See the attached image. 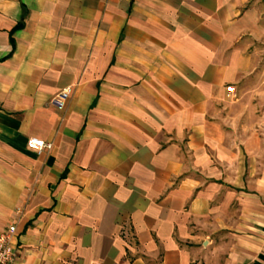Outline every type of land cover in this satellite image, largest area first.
<instances>
[{"label":"crops","instance_id":"0c3cea01","mask_svg":"<svg viewBox=\"0 0 264 264\" xmlns=\"http://www.w3.org/2000/svg\"><path fill=\"white\" fill-rule=\"evenodd\" d=\"M12 223V264H264V0H0Z\"/></svg>","mask_w":264,"mask_h":264},{"label":"built area","instance_id":"2783aa9c","mask_svg":"<svg viewBox=\"0 0 264 264\" xmlns=\"http://www.w3.org/2000/svg\"><path fill=\"white\" fill-rule=\"evenodd\" d=\"M226 91L229 94L234 93V89L232 87H226ZM71 93L70 88H66L58 93L51 100V104L58 110H62L64 104L69 98ZM26 147L31 151H36L38 153L42 151H50L52 149V145L50 143H46L44 141L29 138L26 142ZM16 231V226L14 223L9 224L6 229L0 234V264H12L14 261V250L11 247V242L14 238Z\"/></svg>","mask_w":264,"mask_h":264}]
</instances>
